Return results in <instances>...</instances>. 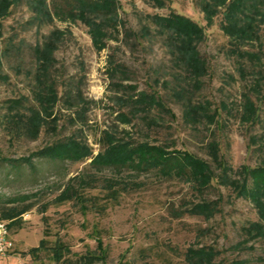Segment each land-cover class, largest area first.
<instances>
[{"label": "rangeland", "instance_id": "374dc122", "mask_svg": "<svg viewBox=\"0 0 264 264\" xmlns=\"http://www.w3.org/2000/svg\"><path fill=\"white\" fill-rule=\"evenodd\" d=\"M38 1L16 0L0 21V219L29 206L9 230L13 246L0 264H83L90 256L98 260L86 264H185L194 245L217 252L215 264H264V240L243 246L254 250L233 248L242 228L258 221L256 205L235 189L243 167L264 168V0H115L114 21L96 14L93 27L54 16L37 24ZM171 12L203 27V36L163 24ZM51 35L59 36L58 47L43 74L34 49ZM179 47L202 63L200 78L177 63ZM193 83L199 89L187 95ZM139 93L157 95L165 107L148 98L132 103ZM78 96L92 102L85 123L75 117ZM190 102L201 107L199 122L187 116ZM103 132L189 151L215 177L225 168V184L212 182L198 195L190 183L155 171L95 170L91 156L75 163L31 156L69 137L96 156L105 148ZM213 145L221 166L209 156ZM89 177L95 181L79 188ZM105 179L133 185L111 193ZM67 185L80 191L81 202H58ZM203 200L217 203L211 218L185 212ZM40 241L44 247L28 254ZM57 244L65 248L59 261Z\"/></svg>", "mask_w": 264, "mask_h": 264}, {"label": "trees", "instance_id": "16d2710c", "mask_svg": "<svg viewBox=\"0 0 264 264\" xmlns=\"http://www.w3.org/2000/svg\"><path fill=\"white\" fill-rule=\"evenodd\" d=\"M1 1V0H0ZM13 2H4L0 7V21L9 16L10 10L13 7ZM38 1V0H37ZM160 5L164 6L162 0H156ZM39 5L33 8L34 12L38 14L34 16V21L39 24L43 21H52V17L59 19H80L83 22H90V26L93 27V20L89 17L102 14L108 15L115 19V11L118 6L115 4V0H50L49 8L44 0L38 1ZM52 14V16H51ZM114 15V16H113ZM168 19H163L162 22L165 25L174 26L177 31L185 36H190V33L198 35L200 38L204 34V29L196 22L184 15L171 12ZM41 17V19H40ZM110 21V22H112ZM175 23V24H174ZM59 36H52L47 38L43 46H36L34 49V56L37 62V70H41L44 74L52 66L54 60L53 53L58 47ZM184 37H182V40ZM95 41V40H94ZM97 41V40H96ZM98 45V44H97ZM41 47V48H40ZM102 46H98L100 49ZM178 51L181 53L180 57H177V63L182 66H186L187 72L191 75L192 79L200 78L201 74V62L188 52L186 55V50L183 47H179ZM47 72V71H46ZM194 77V78H193ZM193 83L190 89L186 90L187 93L196 92L200 85H194ZM53 88V87H52ZM125 89L135 90V87H124ZM51 92L55 96V89H51ZM52 94V95H53ZM188 95V94H187ZM40 98V97H39ZM78 102L80 107L77 109L76 118L82 123L86 121V112L88 108L92 105V102L87 101L81 96H78ZM148 98L150 105L158 107V109L164 108L162 100L157 97V95L151 94L149 96L142 95L141 93L136 95L135 100H131L132 103L138 104L144 102L143 99ZM43 100L42 98H40ZM189 99V98H188ZM186 113L190 116L194 122H199V117L201 114V107L195 106L194 104L187 103ZM250 118L246 120H251V124L258 119V109L255 107L250 109ZM219 112L215 111V121L219 124ZM37 124V121H36ZM39 128V127H38ZM36 129V133H40L39 129ZM35 133V134H36ZM103 140L105 142V148L102 152L98 153L96 156H92L91 148L83 140H78L76 137H69L66 140H61V142L54 145L43 148L42 150L31 155L33 158L48 159V160H68L71 163L83 161L91 156L92 161L90 162V167L95 170H100L101 168H112L116 171L127 170L132 173H143L155 171L156 175L162 178H176L187 183H190L193 192L198 195H202L203 192L211 186L212 182H217L219 184H225L223 182L226 174L225 168L221 169L223 175L215 177L212 172H210L208 164L197 156L193 155L189 151L185 150H167L165 146L151 145L147 142H133L125 139H118L117 137L109 134L108 132H103ZM213 152L210 150L211 154L209 156L212 160L220 165V161L217 159L218 147L213 145ZM217 149V151H216ZM32 159V158H31ZM25 162L29 164L30 159H24ZM221 166V165H220ZM221 168V167H220ZM244 178L241 184L236 187V196L239 198L247 199L256 205V213L258 216V221L249 224L247 227L242 228V239L233 248L238 249L242 246L240 250L248 249L254 250L253 246H246L248 243H256L257 241L264 240V168L248 169L243 167ZM216 178V180H215ZM90 180L95 181L93 178L83 179L78 181L79 188H83L90 185ZM124 180L119 179L115 181L114 179H105V187L112 193L119 190V188H126ZM127 185H133V183H126ZM80 189V190H81ZM77 189L72 186L67 185L63 194L59 197L58 202H66L70 200H76L81 202V196H79ZM216 202H208L203 200L202 202L194 205H190V208L185 209V212L190 216L203 217L204 219H209L216 212ZM29 210L28 207H22L19 209H10L1 215L2 221L8 222L9 230L12 226L18 225L20 218ZM44 247V241H40L39 246L28 252V254H35ZM238 249V250H239ZM65 248L62 245L57 244L54 248V257L56 261H59L62 257V253ZM217 257V252H215L210 247L204 246H192L189 247L184 254L185 264H215V259ZM98 257H86L84 263L91 262Z\"/></svg>", "mask_w": 264, "mask_h": 264}, {"label": "built area", "instance_id": "2783aa9c", "mask_svg": "<svg viewBox=\"0 0 264 264\" xmlns=\"http://www.w3.org/2000/svg\"><path fill=\"white\" fill-rule=\"evenodd\" d=\"M8 222L0 220V256H5L12 249V242L9 236Z\"/></svg>", "mask_w": 264, "mask_h": 264}]
</instances>
